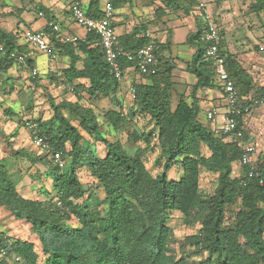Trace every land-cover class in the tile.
<instances>
[{"label":"trees","instance_id":"trees-1","mask_svg":"<svg viewBox=\"0 0 264 264\" xmlns=\"http://www.w3.org/2000/svg\"><path fill=\"white\" fill-rule=\"evenodd\" d=\"M85 1L87 16L101 19L100 0ZM167 2L166 9L173 15H190L194 3L199 4L198 0ZM112 3L114 8L119 6L118 0ZM252 8L257 13L264 12V0H256ZM45 30L56 52L68 58L67 67L60 73H49L51 83L68 88L76 100L57 102L48 95L51 118L31 122L38 125L39 134L53 151L62 154L64 161L68 160L69 166L64 173L65 168L58 167L47 154H39L41 158L34 159L46 160L57 196V199L39 200L24 197L5 161H0V206L15 219L30 225L45 259L41 263L34 243L0 232V264H264V185L260 183L264 163L260 167L256 163L259 176L249 178V169L240 164L241 150L226 142L209 122L206 124L199 118L197 91L220 87L216 67L206 57L208 44L202 39L204 31L199 29L187 37L186 44L196 51L186 63V70L197 82L191 88L190 97L180 96L175 106L176 65L170 59L163 61L170 44L137 37L139 33L134 32L119 37L121 48L130 53L152 42L159 60L155 75H142L134 63L121 60L124 76L126 69L134 68L141 79L131 85L136 96L131 117L146 116L154 128L148 133L133 134L135 141L145 140L147 144L144 151L139 150L133 156L121 142H110L104 137L98 115L82 104L84 94L90 99L108 98L118 96L121 90L122 82L112 75L100 39L95 34H87L74 47L64 43L49 27ZM19 41V33L8 32L0 26V44L7 50V55L0 57L3 90L6 84L1 77L18 66L10 59V53L17 52L27 58V64L21 67H34V60L28 57V45ZM222 48L221 44L220 54L227 73L240 96L247 99L255 92L253 78L235 54L225 53ZM263 94L254 93L255 96ZM105 118L117 130L126 124L129 115L111 110ZM92 140L105 145L104 156L93 148ZM152 142L164 160L162 173L157 176L151 174L145 160ZM235 164L241 167L240 177L233 176ZM174 167L182 171L178 181L169 177ZM83 168L94 179L91 187L80 178L79 170ZM202 169L217 176L212 195L201 191ZM235 206L239 211L232 224L226 226L227 209ZM175 213L181 214L185 222H199L201 226L196 234L185 238L181 248L186 252L180 258L172 247L175 237L169 225ZM191 254L203 258L191 262L188 260Z\"/></svg>","mask_w":264,"mask_h":264},{"label":"rangeland","instance_id":"rangeland-1","mask_svg":"<svg viewBox=\"0 0 264 264\" xmlns=\"http://www.w3.org/2000/svg\"><path fill=\"white\" fill-rule=\"evenodd\" d=\"M104 1L105 0H100L102 8L104 7ZM128 1L130 4L129 7L127 6V10L129 13L128 16L133 23V26H131L133 32L141 35L149 30L152 36L157 38L159 42L169 43L170 50L168 53L164 54L163 61L170 55L176 57L180 50L179 46L182 45H179L178 42L184 39L187 29L184 30V28H180L176 30L174 37L176 43H172V32L174 30L169 27L163 31L160 23L163 22V18L166 16L178 20L179 17L184 19L186 15L184 13H179L180 15L170 14L166 9L168 4L167 0ZM204 1L209 4L214 18H217L222 24L223 36L226 37L228 45H233L239 52H242L247 47L253 52L250 58H247L243 63L248 65L249 75L253 78L255 93H263L264 49L261 50L260 48L263 46L261 43L264 42V12L257 13L253 10L252 7L256 3V0ZM194 4V7L198 8V4ZM21 5H23V9L24 7L25 9L29 8V12L25 15H23L21 9L18 8ZM158 9L166 11L165 14H160ZM4 10L5 12H2V14L0 13V24H3L5 20L11 21L12 19L16 23L21 22L22 29L25 30L30 23L26 24L22 21L23 18L28 17L32 19L35 15H38V13L47 14L48 9L43 5V0H0V11ZM8 27L11 28L14 27V25L10 23ZM23 41V38L20 37V42L22 43ZM31 56L36 59L38 66L32 68H36L38 73L32 72V68H25L22 71L20 70V78L14 77L7 79L8 76L14 74H6L1 77L3 81L5 80L6 85L4 90L0 87V161H5L10 174L17 183L19 192L24 197L39 200L57 199L53 188V179L49 175L47 165L44 163L46 160L43 162L34 161L36 157L40 159L41 157L39 158V154L43 153H41L39 148L33 146L27 123L28 121H46L51 118L52 110L48 103V95L54 97L57 102L64 99L75 101L76 96L74 93L69 92L68 88L65 86H57L55 83H51L49 78V73L58 74L68 65L66 60L61 59V57L58 58L57 53L53 59L39 51L31 52ZM180 58L185 59L186 57L181 55ZM170 60H173L172 57ZM53 62L55 66L52 70L48 68L47 65ZM137 76L138 73L135 74L132 79L122 82L118 96L90 99L84 94L82 100V104L85 107L93 109L98 115L99 123L101 124V132L104 137L110 142H121L125 149L133 156H135L137 151H144L147 147L145 140L135 141L133 134L148 133L154 129L148 117L139 114L131 117L134 103L130 95V87L141 80ZM190 94L191 91L188 89H175L173 93L174 106L179 101L180 96L186 95L190 97ZM111 110L117 112L123 111L126 115H129L126 124L120 125L117 130H114L113 127L107 123L105 118L106 113ZM256 111L258 110L254 112ZM260 111L264 116V107H262ZM67 115L70 116L68 113ZM199 118L208 124L206 112L204 110H201ZM217 126L219 127V125H212L211 127L216 128ZM256 130L258 144L254 143L256 150L254 159L260 167L264 163V118L263 121L257 123ZM91 144L100 156H104L105 145L101 141L92 140ZM145 160L147 168L153 176L162 173L164 160L161 159V152L155 142H152L150 148L146 151ZM159 161H161V163H159ZM64 163L66 166L63 172L66 173L68 171L69 162L65 160ZM241 173L240 165L235 164L233 176L240 177ZM79 175L82 182L88 187L94 185V179L91 177L88 169L83 168L79 170ZM181 175L182 171L180 167H174L169 172L171 180L178 181ZM216 185L217 176L208 174L202 169L200 181L202 193L205 195H212ZM238 211V206L227 209L228 220L226 226L232 224L233 218H235ZM169 225L175 237L172 247L174 248L176 257L180 258L181 255L186 252L181 248L185 238L196 234L201 226L199 222L194 224L185 222L183 216L179 213L174 214ZM0 232H4L15 239L34 243L37 251L40 253L41 263L45 261L41 254L40 243L30 225L15 219L7 209L1 206ZM201 257L203 258L202 255L191 254L188 260L194 262L200 260Z\"/></svg>","mask_w":264,"mask_h":264},{"label":"built area","instance_id":"built-area-1","mask_svg":"<svg viewBox=\"0 0 264 264\" xmlns=\"http://www.w3.org/2000/svg\"><path fill=\"white\" fill-rule=\"evenodd\" d=\"M69 1V11L75 25L85 30V37L87 34H95L100 39L105 61L112 75L119 82H123L124 79V70L121 63L122 58L134 63L142 75H155L157 73L159 60L155 52V45L152 42L145 44L135 53L126 52L121 48L120 38L112 24L116 12L112 0L104 1L103 17L101 19L88 17L84 10L82 0ZM198 3L197 10L205 25L202 39L208 44L206 57L216 67L217 78L222 85L226 102L224 111L218 107H213L206 113V119L212 125H219L218 133L220 136L226 142L236 145L241 150L240 164L249 169L248 177H258L259 174L254 159L255 146L248 139L247 133L242 125V120L253 109L264 107V94L261 96H251L247 99L240 96L234 81L227 73L224 59L220 54V47L223 41L221 28L217 24L209 4L204 0H198ZM42 15L41 13L40 16ZM48 27L54 34L59 35L64 43L72 44L74 47H77L85 39V37L82 38L75 35H63L61 27L53 23H50ZM141 38L150 40L152 39V35L150 32H145L141 34ZM23 40L31 49L42 52L52 59L56 55V48L51 43L50 35L45 29L38 32H27L24 34ZM6 55L7 50L5 46L0 44V57H5ZM9 57L10 59H14L18 66H25L27 64V58L17 52L10 53ZM33 72L38 73V70L35 68ZM130 95L132 100L136 99L132 87H130ZM27 126L30 130L33 146L39 148L41 153L47 154L49 159L58 165V167L61 169L65 168L66 164L64 163L62 154L53 151L49 142L39 134L38 125L28 122ZM260 183L264 185V177L260 179Z\"/></svg>","mask_w":264,"mask_h":264},{"label":"crops","instance_id":"crops-1","mask_svg":"<svg viewBox=\"0 0 264 264\" xmlns=\"http://www.w3.org/2000/svg\"><path fill=\"white\" fill-rule=\"evenodd\" d=\"M118 1H119V6H117L115 8L116 12H115L114 18L112 20V24H113V27H114L116 33L118 34V36L123 37V36L130 35L133 33V29L131 27V26H133V23H132V20L128 16L129 13L127 10V6L129 7V4H130L129 1L128 0H118ZM84 3L86 4V1L84 2V0H82L83 6H84ZM68 4H69V6H68ZM43 5L48 9L47 14L42 13L43 15L40 16V13H38V15H35L32 19H30L28 17L23 18L22 21H24L26 24L30 23L29 26H27L25 24L27 26V28L25 30L22 29L21 22L16 23L11 18H10L11 21L5 20L3 24H0V26H2V28L8 32H12L14 34L19 33L20 37L23 38L24 34H26L27 32H38V31L44 30L49 26L50 23H53V24L59 25L61 27L63 35H70V36L75 35V36H80L82 38L85 37V30L77 27V25H75V23L71 17V14L69 11V8H70V1L69 0H43ZM22 6L23 5H21L18 8H20L21 11L23 12V15H25L27 12H29V8L25 9V7H24V9H23ZM67 6H68V8H67ZM2 12H5V10L0 11L1 14H2ZM11 14H13V13H11ZM215 20L221 28L222 37H223V42H222L223 52L235 54L238 58V61L242 65V67L249 73L248 67H247L248 65H245V63H243V61H246L247 58H250V56L253 54V52H251L249 47H247L242 52H239L236 50V48H234L233 45H228L226 37L223 36L222 24L220 23V21H218L217 18H215ZM10 23L13 24L14 27H11V28L8 27V25ZM160 26H162L163 31H165L169 27H171L174 30L172 32V43H176V41L174 39L175 34H176V30H178L180 28H184V30L187 29V33L185 34L184 39L181 42H178L179 45L182 44L179 46L180 50L178 51V55L176 57H174L172 55L167 56V57L165 56V57H166V59H171V57H172L175 65H176V68H175L174 73H173L174 90L183 88V89H186V90L188 89L191 91L192 86L195 85L197 82V78L193 74L187 72L186 63L192 59V56L194 55L196 49H195V47L187 45L186 40H187L188 35H190L192 33L193 34L197 33V31H199V29H202L203 31L205 30V25L203 23V20L199 16L197 8L194 7L191 14L186 15V17L184 19H182V17H179L178 20L170 18L168 16L164 17L163 22L160 23ZM146 32L151 33V31H149V30ZM151 35H152V33H151ZM140 36L141 35H138L137 37H140ZM152 39L157 40V38H155L154 36H152ZM166 43L167 42H162L161 44H166ZM20 44H25V43L20 42ZM261 45H263V46L260 49L263 50L264 49V42H262ZM169 50L170 49L165 51L164 54L168 53ZM28 51H29L28 57L31 58L32 60H34V66L38 67L36 59L31 56V52H38V51L31 49V47H29V46H28ZM57 55H58V58L61 57L58 53H57ZM181 55L186 57V58L185 59L180 58ZM61 59L66 60L68 62L67 57H61ZM47 66H48V68L53 70L55 64L53 62L52 64L50 63ZM24 68L25 67L14 66L9 71L8 75L14 74L11 77L20 78V70L22 71ZM47 71H49V70H47ZM135 74H137V72L135 71L134 68L126 69L123 81H128L129 79H132V77H134ZM137 77L140 78L139 74ZM221 86L222 85L220 84V87L216 86L213 89L206 88V89H199L197 91L196 97L198 99L201 110H204L207 113L211 108L218 107V108H220V110L224 111L225 106H226V102H225V98H224V94H223V91L221 89ZM254 93L255 92L251 93L249 95V97H251V96L254 97L255 96ZM188 101L192 102V99L189 98ZM260 109L261 108L253 109V111L249 115L245 116L242 120V125H243V127L247 133L248 139L251 141V144H253L254 146H255V144H258V138L256 136V134H257V130H256L257 123H260L261 121H263V118H264ZM255 110H258V111L254 112ZM213 129L215 131L217 130V132H218L219 127L217 126L216 128H213ZM250 133H251V135H250Z\"/></svg>","mask_w":264,"mask_h":264}]
</instances>
